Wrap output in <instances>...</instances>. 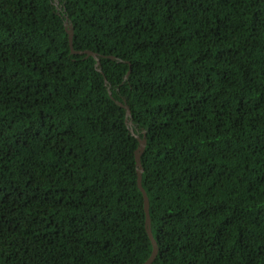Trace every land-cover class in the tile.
I'll list each match as a JSON object with an SVG mask.
<instances>
[{
  "label": "trees",
  "instance_id": "trees-1",
  "mask_svg": "<svg viewBox=\"0 0 264 264\" xmlns=\"http://www.w3.org/2000/svg\"><path fill=\"white\" fill-rule=\"evenodd\" d=\"M57 1L0 0V264L149 258L123 101L152 264H264V0Z\"/></svg>",
  "mask_w": 264,
  "mask_h": 264
},
{
  "label": "water",
  "instance_id": "water-1",
  "mask_svg": "<svg viewBox=\"0 0 264 264\" xmlns=\"http://www.w3.org/2000/svg\"><path fill=\"white\" fill-rule=\"evenodd\" d=\"M54 4L57 8V10L60 12L62 11V7L59 5V2L57 0H54ZM63 17H64V27H65V31L68 35V42H69V47H70V50H71V54L73 55H85V56H91L95 59L96 61V68L98 71H100L98 68H99V58L97 57L96 54L92 53V52H89V51H85V52H75L72 48V34H73V30H72V27H71V24L68 20V18L65 16V14H63ZM111 59H114V58H111ZM128 76V73L126 74L125 76V79L127 78ZM105 84H106V81H105ZM109 95L110 92H108ZM117 105H119L121 108H123L125 110V124L128 128V131L130 133L131 136H134L137 140V143H138V146H137V149L135 150L134 152V157H135V166H136V174H137V187L142 195V198H143V206H144V213H145V230H146V233H147V236L149 238V241L151 243V246H152V251H151V254L149 256V258L143 263V264H152L156 255H157V246H156V242L152 236V233H151V228H150V219H149V202H148V198H147V195L145 193V191L143 190L142 188V185H141V177H142V173H143V170L141 168V164H140V157L141 155L143 154V151L145 149V146H146V139H145V136L143 135V137L140 139L138 138L137 136H135L134 134V130H133V125H132V121H131V118H130V111L125 103V101H123V103H119V102H116Z\"/></svg>",
  "mask_w": 264,
  "mask_h": 264
}]
</instances>
